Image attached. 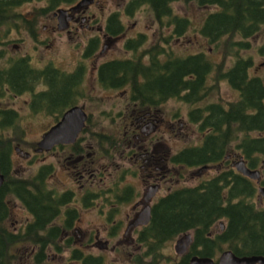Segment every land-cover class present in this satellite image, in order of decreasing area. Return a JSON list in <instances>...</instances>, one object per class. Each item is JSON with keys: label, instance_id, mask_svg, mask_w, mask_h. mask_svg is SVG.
I'll return each instance as SVG.
<instances>
[{"label": "flooded vegetation", "instance_id": "flooded-vegetation-1", "mask_svg": "<svg viewBox=\"0 0 264 264\" xmlns=\"http://www.w3.org/2000/svg\"><path fill=\"white\" fill-rule=\"evenodd\" d=\"M78 1L79 0L72 3H63L55 8H50L48 6L49 2L46 0L45 4L41 6V10L45 13V16L48 17L50 23V25L45 24L44 28L51 30L52 32L61 28L65 29L67 32H78L81 28L87 30L97 29V33L92 34L88 37L87 41H85L86 47L83 52H81V57L78 59L76 66L70 71L65 70L68 73L77 74L76 87L72 88L66 102H69L70 100L72 105L80 104L85 108L84 104L80 103L81 100H86V96L89 94V91L84 86V80L87 74L85 58L97 59L99 56L108 53L103 51L107 50L112 45V42L119 36V33L115 35L109 33L106 31V26L109 23L110 15L112 13H117L119 19V10L110 12L105 21L101 23L100 17L95 13L89 12V5L87 6L85 3L87 1L82 5L77 6ZM97 1L98 0H95V2ZM60 8L66 9V12L61 14ZM23 15L24 17L21 18L25 22L32 21L30 20L32 19L30 16ZM30 30L33 37L37 38L36 30L34 28ZM260 30L264 31V23ZM251 37H249L250 47L253 45L250 40ZM2 42L3 39L0 38V43ZM99 49L102 52H99ZM133 50L135 51V49ZM137 51L129 52L126 55L118 54L110 56L98 63L95 60L93 65L94 71L96 72L95 77L97 82L103 88L115 89L118 91L120 89L121 93L127 97V104L129 105L127 107L128 110H126L125 114L123 113V110H117L116 114L118 115V120L120 113L121 115H125L124 134L121 136L113 135L115 138H109V134L112 133L102 132L99 134L100 140H93L87 132L93 131H91V129H86L91 119V113L85 108L88 112V117L83 130L79 133L76 140L72 142H59L51 148L53 150L64 148L71 149L70 155L68 156L71 165L70 169L72 170V173L75 172L77 176L78 185L82 190L81 193L79 194L74 188L68 189L71 192V197L65 201L62 207L52 209L46 216V220L44 219L43 222H40L39 214L33 209H29L23 200L16 194L22 201V205L27 208V211H29V214L25 219H16L12 221V226L9 224L10 219H12V209L7 196L14 193L9 191L4 193L3 196L7 209L5 212L4 208L2 218H0V226L5 232L13 235L15 238L7 241L5 245L4 264H44L45 262H50L52 258L58 254L63 255L65 251H69V259H72L76 264H84L85 262L88 264H106L105 255L102 252L99 253L92 251L90 248H94L96 246L95 244H98L104 245L106 249H108L109 243V248L119 252V262L124 264H190L192 259L196 256H207L217 263L220 261L222 253L226 250H232L240 256H264V251L238 253L234 248V244L229 240H217L218 238H221V235H223L228 228L227 217L217 219L210 227H208V230L204 232L205 234L202 235V237H198V232L195 228L180 231L173 237L169 234L162 236L161 232H158L160 230L154 225L155 210L153 207L162 196L175 189H172L171 184H169V190L162 193V189L165 187L163 184L173 178L171 171L173 163L188 166V168L197 167L195 171L197 175H200L203 169L207 167L212 168L215 166L218 169L216 174L204 178L198 183L210 179L226 170H231L233 172L238 171L241 175L246 176V178L252 183L254 192L251 195L249 202L253 203L263 216L264 191L262 190V187H264V152H259L254 155L245 154L233 143V146L231 145L229 149L225 151L221 160L195 165L175 162L173 160L174 154L179 153L189 146L203 144L206 130H202L203 138L200 143L186 145L179 150L172 152L169 138L171 133L176 130L172 119L173 117H177V115H174L173 117L169 115V113L166 112L167 110L165 109L164 104L172 98H180L189 103L190 107L188 115L190 120L199 123L200 127L201 121L193 120L192 112L198 107L207 104L205 103L201 105L200 102L207 96L210 84L207 82V88L196 93V96L199 94L202 96L195 102L188 101L184 97L191 91L190 87L184 89L181 95L165 96L159 94L158 97L151 98L149 102H144L139 96L135 97L132 95L131 84L126 83L119 85V81L112 83L108 81V78L105 76H103L105 80L102 78L101 71L103 73L104 68L102 65L109 61L133 59L142 62L144 65H149L153 60L154 62L156 60L157 62H166L171 54V52ZM260 51L264 56V41L260 46ZM197 52L198 51L194 53ZM5 53L6 52H4L3 49H0V58L3 56L5 57V61L3 62V65L0 66V69L5 68L10 72L8 71V74H5L0 78V95L2 97L8 95L16 97L30 92V107L33 111L38 110L37 107L41 108L44 105V102L49 100L45 97L44 93L50 91L51 85L45 82L43 78H39L32 83H26V80H23V83L21 84H18L15 81L12 82V78L14 80V76L12 77L13 69H15L14 67L16 66L17 68L20 67V61L26 62L27 65L36 70V73H39L41 69L57 65L51 62L43 66H38L32 62L30 59L31 55L28 52L18 55H10L8 57ZM238 55L240 54L238 53ZM241 56H245L252 61L251 65L248 67L249 76L259 77L264 85V76L262 74L251 72V69L255 66V59L252 55L249 53ZM260 64L264 66V60H262ZM218 82L219 81H217V83ZM235 90L238 92V96L235 99H229L224 102L227 106H229L228 102L239 99L240 90L238 88H235ZM76 92L79 96L75 99L74 96L72 97V94L74 95ZM262 100L264 101V96L262 97ZM212 101L220 102L217 100ZM69 107L70 106L66 107L64 111ZM9 110H14L19 117L16 107L0 104V122L4 117L9 116ZM64 111H58V118L53 124L59 121ZM180 123L181 125H184L185 121ZM173 127L175 128L172 129ZM1 129L0 126V130ZM250 133L253 136L264 137V129L253 130ZM43 134L44 133H42V135ZM102 138L106 139L104 140ZM107 141L115 143L114 148L116 147V149L111 157H107L108 155L110 156ZM37 147L35 150H37ZM13 151H19L26 155L28 153V151H23L18 145L13 147ZM43 153L44 156L46 151ZM36 154L40 155L38 154V151H36ZM104 154L105 156L102 158ZM241 157H243L248 168L257 171L256 176H251L237 169L236 161ZM0 159L1 171L5 176L2 183L3 185L6 180H9V178L6 176L2 168L1 153ZM114 159L117 160V166L111 170L108 167L107 160L110 163L109 165H112ZM41 168L42 166H40L36 174L40 172ZM138 177L142 180V190L137 187L136 182L131 181L134 178L138 179ZM184 177L186 176L184 175ZM94 184H100V187L96 188ZM56 191L60 195L67 190ZM222 195L223 198L226 199L231 194L228 192L223 193ZM230 197L232 198V196ZM98 200H102V202L99 203ZM124 202H132L131 208H122ZM77 204H82L84 206L94 204L97 206L99 212H97L96 218L88 220L87 225H82L84 222V219L80 216L82 208H79ZM148 204L151 205L149 221L147 223H139L137 219L141 214L146 213L143 211L144 207ZM36 223H40V225H37ZM81 227L85 228L82 229ZM78 232H82L83 238L86 237L84 241L83 238L80 239L81 241L79 240L77 237ZM104 232H107L108 234H104ZM187 233L190 234V236H188L189 241L187 243L183 242L177 246L178 240ZM113 240H115V243L114 245H111ZM82 241L84 244H81ZM126 246H132V250L129 249L128 251L131 252V256H123L122 250H127ZM1 262L2 259L0 257V264H2ZM257 264L261 263L257 262Z\"/></svg>", "mask_w": 264, "mask_h": 264}, {"label": "trees", "instance_id": "trees-1", "mask_svg": "<svg viewBox=\"0 0 264 264\" xmlns=\"http://www.w3.org/2000/svg\"><path fill=\"white\" fill-rule=\"evenodd\" d=\"M24 1L28 0H0V25L9 24V20L17 15L14 13L16 7ZM47 1L50 8H55L76 0ZM175 1L178 0H128L125 9L133 12L143 5L150 7L161 27L164 25L172 27L169 35L161 28V39L169 41V38L184 34L190 24L187 16L175 11L173 6ZM183 1H196L200 6L211 4L217 6L207 13L200 30L209 43L223 44L221 47L225 56L229 54L236 56L231 66H226L223 60L215 61L205 50L182 55L157 40L143 52H171L166 62L153 60L149 65H144L133 59L112 60L102 65L104 67L103 73L101 71L102 78L105 76L112 83L119 81V85L131 84L132 95L139 96L144 102H149L159 94L181 95L187 87H190L191 91L184 96L185 99L195 102L202 96L201 94L196 96V93L207 88V82L212 75L216 81L227 79L233 87L240 90L239 99L228 102L229 106L211 101L193 111L192 119L200 120L201 130H206L204 142L202 145H192L174 154L173 160L193 165L221 160L233 143L245 154L264 152V137L253 136L250 133L253 130L264 129L262 100L264 85L259 77L249 76L248 67L252 63L251 59L237 53L242 49H248L249 37L260 31L264 23V0ZM125 29L120 13L119 19L117 13H112L106 31L115 35L124 32ZM144 38L145 33L130 37L125 43L126 47L137 51ZM19 65V68L16 66L13 69L12 82L21 84L26 80V83H32L43 78L51 85L50 91L44 93L49 99L44 102L46 107L61 112L72 105L70 100L66 101L72 88L76 87V73H68L57 66H49L36 73V70L24 61H20ZM8 71L5 68L0 69V78L8 74L10 72ZM73 96L76 99L79 95L76 92L72 94ZM8 114L9 116L0 122L2 168L9 178L0 188V218L4 208L5 212L7 209L3 195L9 191L17 194L29 209L36 211L41 220L39 221L43 222L52 209L62 207L71 197V192L67 190L59 195L54 188L48 187L47 173L51 169L49 164L42 166L40 172L31 178L13 174L11 153L14 140L5 132L9 126H13L18 115L14 110H9ZM110 144L115 146L114 142ZM228 192L231 195L224 199L222 194ZM253 192L254 187L246 176L238 171L226 170L196 185L177 187L162 196L153 207L154 225L162 236L169 234L173 237L180 231L195 228L198 237H202L217 219L227 217L228 228L217 240H229L238 253L264 251V214L262 216L260 210L249 202ZM13 239L14 236L0 226L2 264L5 263V245L7 241Z\"/></svg>", "mask_w": 264, "mask_h": 264}, {"label": "rangeland", "instance_id": "rangeland-1", "mask_svg": "<svg viewBox=\"0 0 264 264\" xmlns=\"http://www.w3.org/2000/svg\"><path fill=\"white\" fill-rule=\"evenodd\" d=\"M46 0H28L19 4L15 9L14 19L10 20L9 24L0 25V38L3 42L0 43V49H3L5 55H18L28 52L31 56L32 62L38 66H43L47 63H53L59 68L70 71L78 62L81 57V52L86 47L88 37L97 33V29H85L81 28L78 32H67L65 29H59L55 32L45 29L44 25L49 24V19L45 16V13L41 10V6L45 4ZM87 6L89 5V12L95 13L101 18L103 23L110 12L119 10L121 19L125 24V31L119 33V36L112 42V45L103 52H108L97 59L85 58L87 66V74L84 80V86L89 91L86 96V100H81L80 103L84 104L85 108L91 113V119L86 129H91L93 132H88L91 138L98 139L99 134L102 132L112 133L109 134V138H115V136H121L125 131V115L119 114V120L117 119V110H123L125 114L128 110V102L126 95L121 93V90L103 88L95 77L94 62L99 61L114 55H126L129 52H135L131 48L126 47V41L130 37H137L139 33H145V40L138 47L137 52L148 48L151 44L159 40L164 43L167 48L172 47L177 53L187 55L196 51L205 50L215 61H224L226 66L234 63L236 56L229 54L225 56L223 52V44L214 45L208 42L207 38L201 33V26L207 13L217 8L215 4L200 6L196 1H183L178 0L173 2L174 9L177 13L183 16H187L190 19V24L186 29V32L179 36H174L169 41L161 39V28L163 32L169 35L172 31V27L161 24L155 19L154 13L147 5L141 6L139 9H135L133 12H128L125 7L128 0H86ZM21 12V14H20ZM30 16L32 21L25 22L21 17ZM51 27V26H49ZM35 29L37 32V38L33 37L30 29ZM264 31L260 30L254 36L250 38L252 46L249 49H242L240 55L251 54L255 59V66L251 69L252 73L262 74L264 76V66L260 64L264 60V56L260 53V46L262 45ZM7 40V41H6ZM222 46V47H221ZM99 52H102L99 49ZM235 53V52H234ZM225 56V57H224ZM5 57L0 58V66L3 65ZM211 88L208 90L207 96L200 104L208 103L212 100H217L222 103L229 99H235L238 96V92L233 88L227 80H221L217 83L215 77L212 75L209 79ZM31 93H24L19 96L8 95L2 97L0 95V104L11 105L17 108L19 117L13 123V126H9L5 134L13 138V145L20 146L23 151H28L30 155L21 153L19 151H12V168L13 174L31 178L36 175L40 166L49 164L52 166L49 173H47V184L49 188H54L58 191H65L74 188L81 193V188L78 185L77 176L72 173L70 169L71 165L68 159L70 155V148L53 150L41 146L39 142L42 139V133L56 121L58 118V111L56 109L50 110L45 105L38 110L33 111L30 107L29 100ZM119 96V99H118ZM119 102V104H118ZM166 112L173 117L172 122L175 124L172 129H176L171 133L169 143L171 145L172 152L179 150L180 148L200 143L203 138V132L199 127V123L192 122L188 115L190 104L183 101L180 98L169 99L165 104ZM185 121L184 125L180 122ZM106 139V138H102ZM235 144V143H234ZM109 147L110 156L115 151L116 147L111 146L107 141ZM38 146V147H37ZM37 147V150L35 148ZM38 151V154H36ZM46 151L43 156V152ZM106 154V153H105ZM105 154L102 156L104 158ZM115 155V154H114ZM43 156V157H41ZM108 167L112 170L117 166V160L112 161V165ZM172 166V165H171ZM197 167L188 168V166H182L174 164L172 166V179L166 181L162 189V193L169 190L168 185L171 184V188H176L184 185H194L204 178H208L218 172V169L214 166L212 168H204L200 175L195 173ZM191 173V175H190ZM184 175L186 177H184ZM179 180V181H178ZM136 182L137 187H143L142 180L132 179ZM100 184H94L96 188H99ZM93 186V185H92ZM143 188H141L142 190ZM161 193V192H160ZM12 209V219L9 224L12 226V221L16 219H25L29 214L27 208L22 205V201L14 193L7 196ZM99 203L102 200H98ZM132 202H124L122 208H131ZM75 205V204H73ZM79 208H82L80 216L84 219L82 225H87L88 220L95 219L99 208L94 204L84 206L77 204ZM82 229L85 227H81ZM104 234H108L104 232ZM77 237L83 238L82 232H78ZM86 238V237H85ZM83 238V241L85 240ZM81 241V240H80ZM81 244H84V242ZM115 240L111 243L114 245ZM94 248H90L95 252H102L106 258V264H124L119 262V252L112 250L110 247L106 249L104 245H98ZM132 246H126L127 250H122L123 256H131V252H128ZM69 251H65L64 254H58L50 262L44 264H76L72 259H69ZM127 262V261H126ZM127 264V263H125Z\"/></svg>", "mask_w": 264, "mask_h": 264}, {"label": "water", "instance_id": "water-1", "mask_svg": "<svg viewBox=\"0 0 264 264\" xmlns=\"http://www.w3.org/2000/svg\"><path fill=\"white\" fill-rule=\"evenodd\" d=\"M86 0H79L77 6L82 5ZM61 14L66 12V9L60 8ZM88 117V112L85 108L76 104L68 108L62 115V117L54 125L50 127L44 134L39 142L41 146L45 148H50L59 142H72L75 141L80 131L83 129L86 119ZM30 153L28 152L27 155ZM236 167L238 170L249 174L251 176H256V170H251L245 164L243 157L236 161ZM4 173L1 171V159H0V186L4 181ZM264 191V187H262ZM151 193V192H149ZM151 205L148 204L144 207L146 213L141 214L138 217L139 223H147L150 218ZM190 234L187 233L178 240V244L187 243L189 241ZM260 262L264 264L263 255H238L232 250H226L222 253L220 261L214 262L213 259L207 256H196L192 259L190 264H257Z\"/></svg>", "mask_w": 264, "mask_h": 264}]
</instances>
